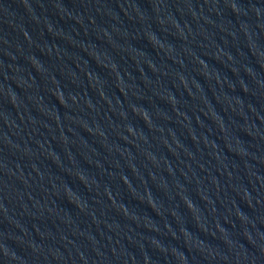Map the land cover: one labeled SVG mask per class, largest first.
<instances>
[{"label": "water", "instance_id": "95a60500", "mask_svg": "<svg viewBox=\"0 0 264 264\" xmlns=\"http://www.w3.org/2000/svg\"><path fill=\"white\" fill-rule=\"evenodd\" d=\"M0 264H264V0H0Z\"/></svg>", "mask_w": 264, "mask_h": 264}]
</instances>
